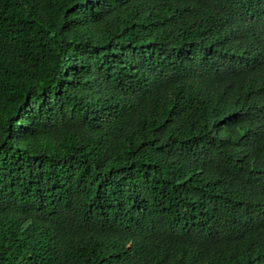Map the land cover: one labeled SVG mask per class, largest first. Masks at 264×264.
I'll return each instance as SVG.
<instances>
[{
    "label": "trees",
    "instance_id": "16d2710c",
    "mask_svg": "<svg viewBox=\"0 0 264 264\" xmlns=\"http://www.w3.org/2000/svg\"><path fill=\"white\" fill-rule=\"evenodd\" d=\"M0 264H264V0H0Z\"/></svg>",
    "mask_w": 264,
    "mask_h": 264
}]
</instances>
